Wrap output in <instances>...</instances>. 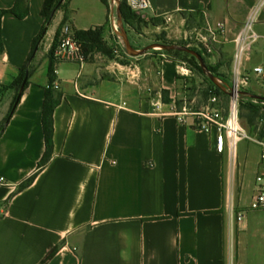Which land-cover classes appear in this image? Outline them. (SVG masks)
Masks as SVG:
<instances>
[{
    "label": "crops",
    "instance_id": "0c3cea01",
    "mask_svg": "<svg viewBox=\"0 0 264 264\" xmlns=\"http://www.w3.org/2000/svg\"><path fill=\"white\" fill-rule=\"evenodd\" d=\"M18 0H0V11ZM46 0L2 19L0 50V264H236L237 227L227 213L232 167L216 147L217 131H200L111 81L94 82L91 62L55 60L63 95L54 112V150L43 124L49 56L65 16L77 32L108 33L103 0H65L30 62L29 85L9 121L19 77L42 31ZM150 17L204 12L226 28L219 69L264 97V0H149ZM22 4L21 11L25 8ZM256 9L258 40L237 61L235 42ZM177 64L163 62L162 86H175ZM54 83V84H55ZM241 144V143H240ZM249 158V157H248ZM247 158V167L252 165ZM264 173V161L255 162ZM246 167V168H247ZM249 168V167H248ZM32 176L34 182L24 187ZM247 189H256V178ZM242 236L249 240L250 222Z\"/></svg>",
    "mask_w": 264,
    "mask_h": 264
},
{
    "label": "rangeland",
    "instance_id": "374dc122",
    "mask_svg": "<svg viewBox=\"0 0 264 264\" xmlns=\"http://www.w3.org/2000/svg\"><path fill=\"white\" fill-rule=\"evenodd\" d=\"M110 6L108 33L102 36L103 51L90 50L87 61L91 62L94 82L111 81L125 87L129 96L143 100L150 109H160L165 114L174 112H202L207 109L219 110L223 117H228L231 97L217 87L201 70L199 61L185 54H168L163 50H152L144 56H135L126 49L121 29L124 28L131 47L142 50L149 45L177 44L186 46L201 53L208 67L219 66V52L222 51V34L204 12H182L175 15L155 17L151 20L135 15L132 26L118 25L117 3L107 0ZM127 0H121L127 5ZM134 15V14H133ZM107 51V52H105ZM108 53V54H106ZM110 54V56H109ZM49 60V56L47 55ZM170 60L176 63L177 74L175 86L167 90L162 86L163 62ZM50 61V60H49ZM50 63V62H49ZM223 87L232 94L236 79L229 73L217 69L213 73ZM220 89L221 92L218 90ZM241 91L256 94L251 87L245 86ZM226 95H224V94ZM258 95V94H256ZM255 105L264 108V102L249 97L240 99V124L250 138H254L256 129L248 125V112H242V106ZM1 127V126H0ZM255 129V130H254ZM241 143V144H240ZM238 144L236 155L227 153L232 167V185L227 190V213L237 227L236 247L231 258L236 264H264V212L250 209L256 189H247L244 183L252 185L258 176L264 177L263 171H256L255 162L259 160L260 149L252 139H245ZM249 157V158H248ZM247 158L253 162L247 167ZM247 167V168H246ZM240 214L245 215L238 221ZM250 222L249 240L242 233L246 232Z\"/></svg>",
    "mask_w": 264,
    "mask_h": 264
},
{
    "label": "built area",
    "instance_id": "2783aa9c",
    "mask_svg": "<svg viewBox=\"0 0 264 264\" xmlns=\"http://www.w3.org/2000/svg\"><path fill=\"white\" fill-rule=\"evenodd\" d=\"M127 5L130 10L144 18L153 19L148 14L152 6L149 0H127ZM256 9L248 17L244 30L238 34L235 42L238 46L237 61L240 60L242 54L246 51V43H254L258 40V35L254 30ZM218 31L224 35L226 28L223 24L218 25ZM54 58L60 62L75 63L83 67L86 64V55L83 42L77 37L75 29L66 24L60 33L57 46L54 50ZM254 73L260 77H264V70L262 68H255ZM234 93L231 97L228 117L225 119L219 110L207 109L202 112L189 113L187 110L183 112H174V115L180 121H184L186 117H194L196 128L200 131H217L216 147L219 153H226L236 155L238 144L245 139H252L260 149L261 160L264 161V122L260 123L255 133L254 138H250L247 132L240 124V99L239 94L241 88L248 85L246 79L236 80ZM54 88L59 90V85L54 84ZM5 181L0 178V185H4ZM250 209L254 211L264 212V177L258 176L256 178V194L251 202ZM245 219L244 214H240L238 221Z\"/></svg>",
    "mask_w": 264,
    "mask_h": 264
},
{
    "label": "trees",
    "instance_id": "16d2710c",
    "mask_svg": "<svg viewBox=\"0 0 264 264\" xmlns=\"http://www.w3.org/2000/svg\"><path fill=\"white\" fill-rule=\"evenodd\" d=\"M62 0H46L43 6V10H42V15L45 18V24L42 28L41 33L39 34V36L36 38L35 42H34V47H33V51L29 57V60L27 62V64L25 65V67L21 70V73L19 75V77L17 78V80L10 86L7 87L8 89H14L16 91V97L15 100L12 104L10 113L6 119V122L9 121V119L11 118L12 114L14 113L17 105L19 104L22 94L23 92L26 90V88L29 85V80L28 82L24 85V81L27 77V75L30 78V62L33 59L34 53L37 50L39 44L43 41V39L45 38V35L47 33L48 27L51 24V22L54 19L55 13L57 10H60L61 7L63 6V4L61 6L60 2ZM106 4H108L107 0H103ZM22 4H25V8H23L21 11H19V8ZM121 12H122V17L123 20L126 24L132 26V20L134 19L135 15H138L134 12H132L130 10V8L126 7L125 4H122L121 6ZM14 14L17 18L19 19H25L29 13V4H28V0H18L17 1V5L14 9L9 10V11H0V50H2V19L3 17L8 14ZM134 14V15H133ZM69 17L68 15L65 16V20L63 23V27L66 24H69ZM62 27V28H63ZM62 28L59 30L56 39L54 41L52 50L49 54V68H48V77H49V89L47 91L46 94V99H45V103H44V115H43V124H44V131H45V138H46V154L43 158V160L40 162L39 164V168H44L50 161L52 154H53V150H54V142H53V137H54V112L55 109L61 104L62 100H63V95L62 93L59 92V90H56L54 88V83H55V58H54V50L57 46L58 43V39L61 33ZM77 37L83 42V46H84V50H85V55H86V61L89 57L90 54V50L95 49L98 51H103L104 48H101V44H102V36L103 33L100 29L95 28L93 30H90L88 32H77ZM90 49V50H89ZM196 51V50H195ZM107 52V51H105ZM168 54L172 55V54H185L187 56H191L189 54L186 53H182V52H178V51H171L168 52L166 51ZM198 52V51H197ZM199 53V52H198ZM108 54V53H106ZM201 54V53H200ZM110 56V54H109ZM193 60L196 62L194 57ZM208 67V66H207ZM219 68H212V67H208V69L212 72L215 73L216 70ZM200 70L203 72L202 68H200ZM220 92L221 90L218 89ZM224 94V93H223ZM226 95V94H224ZM248 112L249 115L248 117L245 116L244 114L242 115V118L244 119H248V125L251 127H254L257 131L259 124L262 122H264V108L261 107H257L255 105H246V106H242V112ZM5 125H2L0 127V134L1 131L4 129ZM254 129V130H255ZM35 180V176L30 177L25 183H24V187L31 185Z\"/></svg>",
    "mask_w": 264,
    "mask_h": 264
},
{
    "label": "water",
    "instance_id": "95a60500",
    "mask_svg": "<svg viewBox=\"0 0 264 264\" xmlns=\"http://www.w3.org/2000/svg\"><path fill=\"white\" fill-rule=\"evenodd\" d=\"M65 0H62L60 2L61 6L64 3ZM115 2L117 3V18H118V25L122 26L123 25V17H122V12H121V6H122V2L121 0H115ZM122 32V37H123V41L125 44L126 49L129 51L130 54L135 55V56H144L146 55L149 51L152 50H163V51H178V52H182V53H186L189 54L193 57H195L199 63L200 66L203 70V73L217 86L219 87L221 90H223L224 92H226L227 94L233 95L229 90L225 89L223 87V83L208 69L206 61L204 59V57L198 53L197 51H195L194 49H191L189 47L186 46H180L177 44H160V43H155L152 45L147 46L146 48L142 49V50H135L131 47L127 35L125 33L124 28L121 29ZM29 80V76L27 75L25 81H24V85L28 82ZM241 95V97H249L253 100L256 101H261L264 102V97L260 96V95H256L253 93H249L246 91H241L239 93Z\"/></svg>",
    "mask_w": 264,
    "mask_h": 264
}]
</instances>
